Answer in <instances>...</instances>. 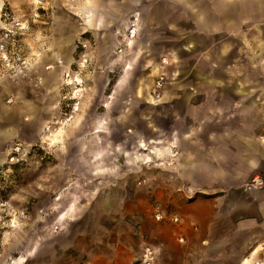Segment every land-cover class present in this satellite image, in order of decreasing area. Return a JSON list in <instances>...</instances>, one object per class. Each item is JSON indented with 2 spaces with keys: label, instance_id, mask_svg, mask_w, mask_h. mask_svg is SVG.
Instances as JSON below:
<instances>
[{
  "label": "rangeland",
  "instance_id": "374dc122",
  "mask_svg": "<svg viewBox=\"0 0 264 264\" xmlns=\"http://www.w3.org/2000/svg\"><path fill=\"white\" fill-rule=\"evenodd\" d=\"M0 2V34L14 15L22 21L17 25L20 42L30 50H43L36 66L26 73L19 71L14 77L0 73V264H86L87 256L80 254V248H92L101 255L110 244L131 248L138 241L162 244L168 253L175 251L174 242H179L176 223L154 216L157 206L182 215L184 199L189 196L182 183L169 182L174 173L181 174L172 168V150L168 149L172 121L162 112L165 87L172 80L197 79L194 71L210 59L212 49H225L223 58L229 66L246 58L243 48L256 52L264 41L259 38L264 34V20H244L236 29L205 32L197 27L192 10L173 9L174 22L155 28L163 36L162 50H150L142 29L124 55L118 56L115 47L119 62L106 73L110 81L103 96L107 98L115 82L114 96L122 88L119 81L129 63L133 75L141 79L142 99L135 105L115 108L111 103L106 108L104 98L98 100L102 73H97L92 89L83 73L87 88L71 98V87L62 84L64 71L54 78L45 68L57 58L68 64L66 58L73 52L76 56L78 39L90 36L93 10L85 11L84 19L73 14L75 1L71 0ZM126 24L114 25L121 29L119 40ZM94 25L101 28L104 22L100 18ZM200 33L207 39L197 44L192 37ZM72 36L76 40L68 42ZM261 64L263 60L255 67ZM161 76L165 83L156 97L154 88ZM75 100L79 101L77 109ZM259 102L263 105L264 100ZM107 109L112 114L119 110L131 116L139 113L143 119L118 121L112 116L106 135H76L88 127L86 115ZM97 126L95 131L103 130L102 124ZM158 129L164 133L162 139L155 138ZM144 143L158 155L146 158L149 149L141 146ZM198 193L193 192L190 199ZM66 226L82 230L74 244L62 246L56 239ZM48 241H54L51 246L56 252L45 256ZM249 255L248 251L242 257V264Z\"/></svg>",
  "mask_w": 264,
  "mask_h": 264
},
{
  "label": "crops",
  "instance_id": "0c3cea01",
  "mask_svg": "<svg viewBox=\"0 0 264 264\" xmlns=\"http://www.w3.org/2000/svg\"><path fill=\"white\" fill-rule=\"evenodd\" d=\"M74 4L73 14L77 18L85 19V11L92 9L93 23L100 18L104 22L101 28L89 25L90 36H82L91 42L87 51L90 63L83 71L88 87H94L92 81L98 72L104 75L99 102L106 99L102 94L110 81L106 73L119 62L114 50L121 29H115L114 25L126 23L136 11H140L141 29L146 32L144 43L152 52L163 48V36L155 29L156 25L174 22L176 8L192 10L197 27L205 32L213 28L236 29L244 20H264V0H76ZM75 38L72 36L68 42H74ZM259 38L264 40V34ZM192 39L201 44L207 38L200 33ZM242 50L246 58L229 66L223 58L225 49H212L208 54L210 59L195 69L197 79L172 80L165 87L162 112L172 121L167 134L168 149L172 150V168L181 174L173 172L169 182L182 183L189 196L184 199L181 220L176 223L179 242H174L175 251L168 253L165 246L154 243L160 248L155 264H242V257L248 251L250 258L243 263H264V186L248 191L242 188L253 175L264 176V147L260 142V134L264 132V103L259 102L264 100V64L255 67L259 60L264 62V41L256 52L250 48ZM75 58L73 52L66 58L68 64L49 69L48 73L60 77L61 72L76 67ZM131 68L127 63L119 81L122 88L111 101L115 108L126 103L135 105L142 99L141 79L133 75ZM112 116L118 121L143 119L141 114L131 116L125 110L113 114L110 110L102 114L94 112L85 117L88 127L77 130L76 135H106L107 120ZM101 124L103 130L95 131ZM158 137H164L162 130H157L155 138ZM195 191L199 192L198 197L190 199ZM81 230L66 226L56 241L62 246L74 244ZM180 236H184L183 241ZM52 244L54 241L46 242L45 256L55 254ZM143 244L144 241H138L131 248L129 244H110L101 255L92 248H80V254L87 256L86 264H132Z\"/></svg>",
  "mask_w": 264,
  "mask_h": 264
},
{
  "label": "built area",
  "instance_id": "2783aa9c",
  "mask_svg": "<svg viewBox=\"0 0 264 264\" xmlns=\"http://www.w3.org/2000/svg\"><path fill=\"white\" fill-rule=\"evenodd\" d=\"M76 1V0H71ZM8 16L10 14H7ZM11 21H6V25L3 27L0 34V73L5 72L10 76L14 77L19 71L26 73L27 71L33 69L43 50L33 51L30 50L20 42V37L17 35L18 29L17 25L22 24L19 17L14 15L11 16ZM123 32L121 33L120 40L116 46V54L124 55L126 50L130 47V44L137 40L140 32V18L138 13L134 12L130 14L126 22ZM91 45L89 39L80 37L77 41V46L79 51L76 55V68H70L64 71L62 77V84L70 86L73 95L71 98H76V96L86 90L87 85L85 84V79L83 77V71L88 67L90 63V55L88 49ZM117 56V57H118ZM64 65L62 58H57L55 62H49L45 64V68H55L56 66ZM40 79V78H39ZM163 76H161L154 88L156 97L161 95V88L164 85ZM112 90L107 98L103 101V106L106 107L108 101H112L115 97L113 96ZM155 100V99H154ZM79 101H74V109L78 108ZM260 142L264 147V133L260 134ZM264 186V176L261 174H255L250 179L246 180L242 188L248 191L253 188H261ZM154 216L157 220H167L174 223H179L181 216L178 213H168L163 208L157 206L154 209ZM181 241L184 240V236H180ZM160 253L159 246L151 242H144L140 252L132 260V264H155Z\"/></svg>",
  "mask_w": 264,
  "mask_h": 264
},
{
  "label": "bare ground",
  "instance_id": "6f19581e",
  "mask_svg": "<svg viewBox=\"0 0 264 264\" xmlns=\"http://www.w3.org/2000/svg\"><path fill=\"white\" fill-rule=\"evenodd\" d=\"M136 13H138V15H139V18H140V28H141V26H142V20H141V17H140V13H139V12H136ZM132 46H133V43L130 44V47H132ZM113 96H114V95H113ZM110 104H111V101H108V103H107V105H106V108H107ZM141 146H142L144 149H147V150L149 149V153H146V154H145L146 158L150 159L152 153H154V154L157 153V155H158V152L155 151V149H153L152 147H147V143L141 144ZM15 263H16V261H14L13 264H15ZM256 264H257V262H256Z\"/></svg>",
  "mask_w": 264,
  "mask_h": 264
}]
</instances>
